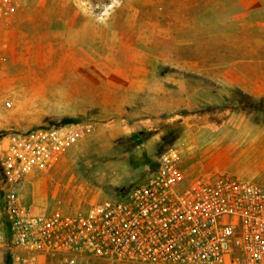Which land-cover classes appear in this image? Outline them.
<instances>
[{"label": "rangeland", "instance_id": "1", "mask_svg": "<svg viewBox=\"0 0 264 264\" xmlns=\"http://www.w3.org/2000/svg\"><path fill=\"white\" fill-rule=\"evenodd\" d=\"M11 2L0 138L84 128L55 168L24 181L32 212L75 214L123 196L169 148L191 178L264 180V0Z\"/></svg>", "mask_w": 264, "mask_h": 264}, {"label": "built area", "instance_id": "2", "mask_svg": "<svg viewBox=\"0 0 264 264\" xmlns=\"http://www.w3.org/2000/svg\"><path fill=\"white\" fill-rule=\"evenodd\" d=\"M14 15L0 0V64ZM84 136L57 124L0 138V250L9 264H264V184L218 172L191 178L176 148L146 179L84 212L42 214L20 195Z\"/></svg>", "mask_w": 264, "mask_h": 264}, {"label": "crops", "instance_id": "3", "mask_svg": "<svg viewBox=\"0 0 264 264\" xmlns=\"http://www.w3.org/2000/svg\"><path fill=\"white\" fill-rule=\"evenodd\" d=\"M261 137H259L258 136V138H256V140L254 141V144L258 147V148H263L260 144H261ZM264 149V148H263ZM245 175H248V177H245V178H243L242 176L240 177V176H238V177H240V178H242V179H244V180H248V181H252V182H255V180H256V178H255V176L253 175V174H248V173H244ZM234 175V174H233ZM260 181H262V182H260ZM260 181H256V183H260V184H264V180H260ZM0 262H3V264H6V261H5V257H4V255L0 252Z\"/></svg>", "mask_w": 264, "mask_h": 264}, {"label": "bare ground", "instance_id": "4", "mask_svg": "<svg viewBox=\"0 0 264 264\" xmlns=\"http://www.w3.org/2000/svg\"><path fill=\"white\" fill-rule=\"evenodd\" d=\"M104 137V136H103ZM107 137V138H106ZM105 137V139L106 140H109L110 138H112L113 136L112 135H108V136H106ZM102 139V138H101ZM105 139H103V140H105ZM100 141V140H99ZM110 142V141H109ZM103 146H104V144H103ZM83 151H85V150H83ZM80 153V152H79ZM62 166V165H61ZM68 170V169H67ZM68 172V171H67ZM62 173V172H61ZM70 173V172H69ZM71 174H72V176L68 179L67 178V176L66 175H68V174H66V172H65V170H64V172H63V174H61V177H62V179L63 180H65L66 179V181H68V183L69 184H72L73 182H75V180H76V176H75V174L73 173V172H71ZM58 178V177H57ZM85 184V183H84ZM68 185V184H67ZM77 191H78V188H75ZM53 192V191H52ZM67 192V191H66Z\"/></svg>", "mask_w": 264, "mask_h": 264}, {"label": "trees", "instance_id": "5", "mask_svg": "<svg viewBox=\"0 0 264 264\" xmlns=\"http://www.w3.org/2000/svg\"><path fill=\"white\" fill-rule=\"evenodd\" d=\"M5 261H6V264H9L8 258H6V260H5Z\"/></svg>", "mask_w": 264, "mask_h": 264}]
</instances>
